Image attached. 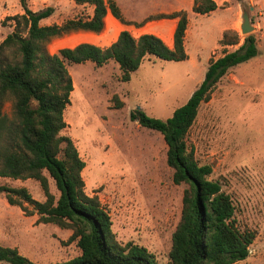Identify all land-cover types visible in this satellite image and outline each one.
Segmentation results:
<instances>
[{"label": "rangeland", "instance_id": "rangeland-1", "mask_svg": "<svg viewBox=\"0 0 264 264\" xmlns=\"http://www.w3.org/2000/svg\"><path fill=\"white\" fill-rule=\"evenodd\" d=\"M24 1L32 11L54 8L42 25L92 13L90 7L77 6L72 0ZM114 1L130 24L123 25L107 15L113 24L104 19L100 33L74 31L52 38L45 43V52L55 54L81 43L108 47L124 30L133 37L148 33L168 42L171 37V43H165L171 46L175 21L150 17L184 10L188 15L187 59L146 58L126 83L113 59L99 67L90 61L66 65L73 91L64 110L67 127L62 135L72 139L85 163L82 178L86 194L97 196L109 212L119 242L144 246L158 262L167 263L184 186L172 181L161 134L131 121L130 113L140 109L153 118L171 117L202 82L209 62L242 44L246 35L240 25L246 10L258 55L230 69L218 81L209 100L200 105L186 144L200 165L211 166L210 179L230 195L238 227L255 234L248 257L235 264H264V0H214L217 8L206 15L192 12L193 0ZM22 12L20 0H0V43L13 31L9 17ZM166 28H170V36L163 35ZM226 31L229 34L224 41L235 45L221 44ZM3 112L11 116L10 102H5ZM49 184L57 195L53 181ZM0 185L26 188L33 199L44 201L36 181L1 178ZM36 220L37 216H25L18 207L10 206L0 194L1 246L16 248L35 264H57L80 254L76 244L68 242L70 230L37 224Z\"/></svg>", "mask_w": 264, "mask_h": 264}, {"label": "trees", "instance_id": "trees-1", "mask_svg": "<svg viewBox=\"0 0 264 264\" xmlns=\"http://www.w3.org/2000/svg\"><path fill=\"white\" fill-rule=\"evenodd\" d=\"M72 1L77 6L90 7L91 15L42 25V20L54 14V8L32 11L20 0L23 12L9 17L13 31L0 43V179L36 181L44 201H36L23 187L0 185V194L25 216H37V224H54L71 231L68 242H74L80 254L57 264H163L144 246L119 242L109 212L97 196L85 192V163L72 139L62 135L67 127L64 110L73 91L66 65L90 61L99 67L113 59L121 71V81L126 83L146 58L184 61L187 12L150 17L177 20L172 48L153 34L133 37L124 30L108 47L81 43L48 54L44 45L52 38L74 31L100 33L108 13L121 24H130L114 0ZM216 8L214 0H193L195 14L206 15ZM228 34L223 33L221 44L235 45L224 41ZM257 55L255 36L246 35L236 50L209 62L202 82L171 117L153 118L140 109L130 113L131 121L161 134L167 146L166 164L172 170V181L184 186L181 215L165 264H235L248 257L255 234L238 227L230 195L218 181L210 179L211 166L197 162L193 149L187 147L186 137L200 105L209 100L218 81L230 69ZM5 102L11 103L10 117L3 112ZM50 180L57 195L50 190ZM0 262L35 264L16 248L1 245Z\"/></svg>", "mask_w": 264, "mask_h": 264}, {"label": "water", "instance_id": "water-1", "mask_svg": "<svg viewBox=\"0 0 264 264\" xmlns=\"http://www.w3.org/2000/svg\"><path fill=\"white\" fill-rule=\"evenodd\" d=\"M241 33L244 35H249L253 32L254 27L252 26L248 12L246 10L242 11V23L240 25Z\"/></svg>", "mask_w": 264, "mask_h": 264}, {"label": "crops", "instance_id": "crops-1", "mask_svg": "<svg viewBox=\"0 0 264 264\" xmlns=\"http://www.w3.org/2000/svg\"><path fill=\"white\" fill-rule=\"evenodd\" d=\"M107 15H110V14L108 13ZM106 17H107V16H106ZM106 17H105V18H106ZM114 19H115V18H114ZM174 21H175V23H174L175 25H173V28H174V30H175V27H176V24H177V20H174ZM112 22H113V21H112ZM116 22H117V21H116ZM117 24H118V22H117ZM118 26H119V24H118L117 26H115V27H118ZM165 30H166L165 33L162 32L163 35H164V36H170V35H171V30H170V28H166ZM173 32H174V31H173ZM155 36H156V35H155ZM157 37H158V36H157ZM172 38H173V35H172ZM163 42H164V43H169V44H170V43H171V37H170L169 42H168L167 40H164ZM168 47H169V48H172V44H171V46H168Z\"/></svg>", "mask_w": 264, "mask_h": 264}, {"label": "bare ground", "instance_id": "bare-ground-1", "mask_svg": "<svg viewBox=\"0 0 264 264\" xmlns=\"http://www.w3.org/2000/svg\"><path fill=\"white\" fill-rule=\"evenodd\" d=\"M105 22H106L108 25L113 24V22L110 20V17H109V16H107V17L105 18Z\"/></svg>", "mask_w": 264, "mask_h": 264}]
</instances>
